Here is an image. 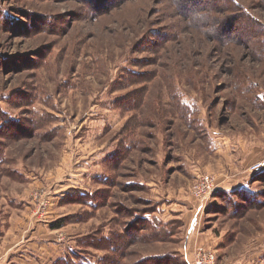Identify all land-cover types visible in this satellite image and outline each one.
I'll return each instance as SVG.
<instances>
[{"label": "rangeland", "instance_id": "1", "mask_svg": "<svg viewBox=\"0 0 264 264\" xmlns=\"http://www.w3.org/2000/svg\"><path fill=\"white\" fill-rule=\"evenodd\" d=\"M208 252L264 264V0H0V264Z\"/></svg>", "mask_w": 264, "mask_h": 264}, {"label": "built area", "instance_id": "2", "mask_svg": "<svg viewBox=\"0 0 264 264\" xmlns=\"http://www.w3.org/2000/svg\"><path fill=\"white\" fill-rule=\"evenodd\" d=\"M218 187L216 186L215 180L210 176H205L200 179L199 184L194 189V195L202 200H206L211 197L215 191L218 192ZM217 256L213 252H208L206 254H198L196 258V264H216Z\"/></svg>", "mask_w": 264, "mask_h": 264}, {"label": "crops", "instance_id": "3", "mask_svg": "<svg viewBox=\"0 0 264 264\" xmlns=\"http://www.w3.org/2000/svg\"><path fill=\"white\" fill-rule=\"evenodd\" d=\"M193 229V228H192ZM192 231V230H191Z\"/></svg>", "mask_w": 264, "mask_h": 264}, {"label": "water", "instance_id": "4", "mask_svg": "<svg viewBox=\"0 0 264 264\" xmlns=\"http://www.w3.org/2000/svg\"><path fill=\"white\" fill-rule=\"evenodd\" d=\"M216 193H218V192H216Z\"/></svg>", "mask_w": 264, "mask_h": 264}, {"label": "trees", "instance_id": "5", "mask_svg": "<svg viewBox=\"0 0 264 264\" xmlns=\"http://www.w3.org/2000/svg\"><path fill=\"white\" fill-rule=\"evenodd\" d=\"M59 227V226H58Z\"/></svg>", "mask_w": 264, "mask_h": 264}]
</instances>
